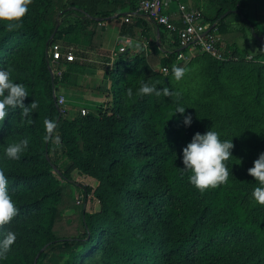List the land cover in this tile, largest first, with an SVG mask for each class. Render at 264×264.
Instances as JSON below:
<instances>
[{"label": "trees", "instance_id": "trees-1", "mask_svg": "<svg viewBox=\"0 0 264 264\" xmlns=\"http://www.w3.org/2000/svg\"><path fill=\"white\" fill-rule=\"evenodd\" d=\"M203 1L204 21L225 41L226 59L203 53L177 64L187 47L175 34L179 47L171 52L121 53L106 68L111 106L72 120L55 92L75 85L88 66L65 59L54 64L51 45L101 47L105 23L127 10L133 14L137 0H32L13 28L0 23V67L26 86V106L38 104L27 119L17 108L0 122V170L18 209L0 226V235L16 234L0 264H40L50 253L72 255V264L96 254L103 264H264V206L252 200L258 182L248 174L264 152V34L249 0ZM65 16L75 20L64 25ZM248 34L258 44L253 55L238 45ZM173 66L185 69L180 81ZM144 82L173 95L137 96ZM178 105L192 116L190 126L174 113ZM46 120L54 124L50 133ZM208 130L234 147L225 161L227 182L201 193L189 183L181 157L192 136ZM24 138L29 147L20 160L4 157L9 144ZM75 171L90 177L84 194L93 193L100 208L83 210L81 233L59 234L55 222Z\"/></svg>", "mask_w": 264, "mask_h": 264}, {"label": "clouds", "instance_id": "clouds-1", "mask_svg": "<svg viewBox=\"0 0 264 264\" xmlns=\"http://www.w3.org/2000/svg\"><path fill=\"white\" fill-rule=\"evenodd\" d=\"M32 0H0V23L5 24L9 29L20 22L29 11ZM136 47H140L136 45ZM171 74L176 81H180L185 75V69L180 66H173ZM171 97L173 93L168 88L158 87L157 83L144 82L136 90L137 96ZM133 91L128 90L131 97ZM29 96L28 90L23 83L14 82L11 70L0 67V122H4L10 110L21 109L22 115L27 119L33 116L38 104L33 100L29 105L24 101ZM174 113L183 115L185 107L177 106ZM173 113V114H174ZM184 126L192 124V116L183 115ZM45 127L50 133L54 124L45 121ZM50 138V137H49ZM58 143V139H57ZM29 147L27 138L9 144L4 149V157L9 160L18 161L22 153ZM234 147L232 140H221L220 134L208 130L205 133L196 132L191 141L182 149V169L190 173L189 183L201 193L207 189H214L227 182L229 171L225 161L231 156V149ZM248 174L258 182V186L251 193L252 200L264 206V152L260 153L254 160L253 166L248 169ZM18 209L15 206L12 196L8 190V178L3 170H0V226L9 224L17 215ZM16 240V234L8 231L0 235V261H2L11 250Z\"/></svg>", "mask_w": 264, "mask_h": 264}, {"label": "rangeland", "instance_id": "rangeland-1", "mask_svg": "<svg viewBox=\"0 0 264 264\" xmlns=\"http://www.w3.org/2000/svg\"><path fill=\"white\" fill-rule=\"evenodd\" d=\"M249 6L252 19L264 34V0H249ZM74 20L73 17L65 16L64 25ZM117 28V21L109 23L110 33H116ZM62 44L65 46L64 43ZM238 45L241 48H246L252 55L258 48L256 39L251 34H248L247 38H239ZM83 54L85 53L76 47L75 61L87 63L86 65L89 68L87 72L78 78L75 85H59L56 89L57 93L55 92L57 100L64 99L62 104L59 102L58 104L62 106L64 115L68 120L74 119L80 113L83 115V109L87 110V114L99 113L101 110H105L111 106L113 98L111 90L112 82L106 72V68L109 65L95 62L97 58H102L104 62L110 61V51L108 50L101 56L95 53L86 54L91 61H83ZM50 55L52 57L51 49ZM179 64L184 66L186 63ZM156 70L160 72L162 67L157 66ZM53 73L57 75L55 69ZM73 175L75 183L69 186L68 200L62 205V211L55 222V229L59 234L77 235L81 233L80 222L83 210L97 211L100 208V204L93 193H90L88 196L84 194V187L88 186L91 182L90 177L78 171H75ZM72 262V255L57 256L52 253L48 255L47 260L39 261L40 264H72ZM80 264H103V262L100 254H96L93 258L88 257L85 260H81Z\"/></svg>", "mask_w": 264, "mask_h": 264}, {"label": "built area", "instance_id": "built-area-1", "mask_svg": "<svg viewBox=\"0 0 264 264\" xmlns=\"http://www.w3.org/2000/svg\"><path fill=\"white\" fill-rule=\"evenodd\" d=\"M173 0H137L136 15H143L151 19L155 24L162 26L169 33L175 34L181 46L187 47V52L180 53L177 64L189 63L192 58L199 54L207 53L218 60L227 58L226 43L223 38L204 21L203 10L199 7L179 4L176 11H170ZM129 22V18L126 19ZM75 46H63L56 42L51 45V53L54 64L61 59L67 62L75 60ZM126 48L122 47L113 53V61ZM162 73L169 72L167 67L162 68ZM54 72V71H53ZM57 71V75L61 76ZM57 93V91H56ZM58 95V94H57ZM64 99H59L63 103ZM87 115V110H82Z\"/></svg>", "mask_w": 264, "mask_h": 264}, {"label": "crops", "instance_id": "crops-1", "mask_svg": "<svg viewBox=\"0 0 264 264\" xmlns=\"http://www.w3.org/2000/svg\"><path fill=\"white\" fill-rule=\"evenodd\" d=\"M179 4H187L201 9L204 8L203 0L199 2L196 0H173L170 11L175 12ZM126 14V16L121 17L119 20H109L105 23L106 32L101 47L95 49L79 48L85 53L82 55L83 61H91L86 54L95 53L96 55L101 56L109 50L110 61L108 60L107 62H104L102 58H97L95 62L106 63L110 66L113 62V53L117 52L122 47L126 48L125 53L130 56L144 55L147 57H150V55L153 56L157 52H171L179 47L175 35L160 28L148 17L136 15L135 13L130 14L128 10L126 11ZM127 18H129V22L126 21ZM116 21L118 22L117 32L110 33L109 23ZM136 45H139L140 47H136Z\"/></svg>", "mask_w": 264, "mask_h": 264}]
</instances>
